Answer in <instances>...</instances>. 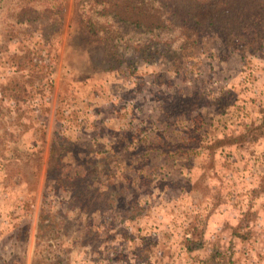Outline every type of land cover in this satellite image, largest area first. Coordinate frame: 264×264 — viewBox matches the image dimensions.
<instances>
[{
	"label": "rangeland",
	"instance_id": "rangeland-1",
	"mask_svg": "<svg viewBox=\"0 0 264 264\" xmlns=\"http://www.w3.org/2000/svg\"><path fill=\"white\" fill-rule=\"evenodd\" d=\"M61 1L29 33L0 12V264H31L47 241L54 264H264V33L228 43L207 24L175 48L125 27L113 48ZM113 9L162 24L150 5ZM49 150L102 191L99 209L69 206ZM40 213L53 226L36 234Z\"/></svg>",
	"mask_w": 264,
	"mask_h": 264
},
{
	"label": "trees",
	"instance_id": "trees-1",
	"mask_svg": "<svg viewBox=\"0 0 264 264\" xmlns=\"http://www.w3.org/2000/svg\"><path fill=\"white\" fill-rule=\"evenodd\" d=\"M118 1L120 0H76L75 2L76 6L85 10L90 21L91 27L88 29L90 37L101 39L106 37L113 48L117 46L125 27H129L134 33L157 32L156 35L161 33L162 37L172 41L175 48L191 45L207 24L221 29L223 39L228 43L235 35H241L246 43L255 44L260 41L264 33V0H123L133 5H150L156 9L162 24L148 28L137 20H128L120 16L113 9ZM62 6L61 0H0V12H4L8 24L17 25L26 33L34 27H41L46 22L59 19ZM202 7L214 8L203 22L198 21L193 12L195 8ZM177 12H181V19ZM108 25L111 29L107 28ZM112 31L115 35H112ZM4 108L0 104V112ZM256 126L264 127V112ZM27 156V153L21 152L19 158ZM60 160L58 155L49 150L46 173L56 170L51 176L61 189L70 192L69 206L78 208L76 214L81 210L99 209L102 191L79 190V185L84 183V179L79 178L78 173L64 172L62 167H58L61 166ZM81 175L85 177L87 174ZM45 214L38 215L36 234L39 233L41 225L48 226V230L52 229L53 222L49 217L46 223L43 221ZM56 260H58L57 255L47 241L42 248L33 251L31 264L44 261L54 264Z\"/></svg>",
	"mask_w": 264,
	"mask_h": 264
}]
</instances>
